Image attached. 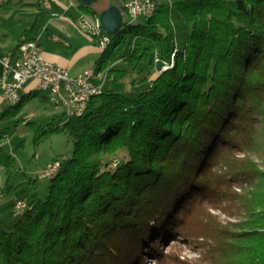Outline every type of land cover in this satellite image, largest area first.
Instances as JSON below:
<instances>
[{
    "label": "trees",
    "instance_id": "16d2710c",
    "mask_svg": "<svg viewBox=\"0 0 264 264\" xmlns=\"http://www.w3.org/2000/svg\"><path fill=\"white\" fill-rule=\"evenodd\" d=\"M152 1L153 14L138 24L127 20L125 0L109 1L124 21L115 34L102 30L109 42L94 70L118 80L126 70L114 64L124 61L155 76L134 80V97L104 89L81 115L36 128L35 142L64 132L74 151L54 159L60 169L48 193H34L12 229L0 219V264H163L157 247L177 236L208 242L204 264H264V170L249 155L264 125V0ZM75 2L98 18L94 5ZM37 6L13 55L39 39L49 15L68 12L54 0ZM6 134L0 167L10 177ZM223 197L245 214L238 222L220 226L207 214L206 235L184 227Z\"/></svg>",
    "mask_w": 264,
    "mask_h": 264
},
{
    "label": "rangeland",
    "instance_id": "374dc122",
    "mask_svg": "<svg viewBox=\"0 0 264 264\" xmlns=\"http://www.w3.org/2000/svg\"><path fill=\"white\" fill-rule=\"evenodd\" d=\"M60 1L64 5L69 6V14L65 15L63 21L71 23L69 33L73 37L74 41H72L74 45L70 47L63 41L50 40L46 33H43L38 41L42 44L43 49L47 45L57 47L60 53L66 55L67 59H72L76 56L77 67L87 66L89 70H94L102 55L103 48L101 49L98 40L92 34L85 32L78 26L76 21L80 19L82 13L78 9L75 0ZM109 1L111 0H98L93 5L99 11H102L108 7ZM125 1L127 2L128 0ZM48 20V24L51 23V28L55 30V25H57L55 23L60 20V15L59 17L49 15ZM127 20L138 24L144 23L146 17L141 15L133 19L129 16ZM60 23L62 24L61 21ZM73 32L77 33L78 37ZM89 43L94 50L90 48L88 50L84 49ZM143 66H145L144 70L138 71L139 65L136 68L130 62L121 61L115 63V69H124L126 73L118 80H114V76L107 79L105 89H111L108 87L112 85L113 89L125 92L130 98L134 97L131 93V89H134L131 87L132 82L143 77L153 78L156 74L155 69L146 65ZM145 86L147 85L140 86L138 89ZM43 107L47 108V117L41 109ZM52 108L51 101L40 102L39 99L33 97L23 104L17 114L0 116V132L6 131L8 135L7 138H4L6 149L15 157V169L12 171L10 177L7 175L6 170L0 167V218L9 229H12L14 222L19 217V212L14 210L16 201L22 199L25 202H29L34 193L39 194V196L46 195L51 184L50 178L43 177L48 163L54 159H61L66 155L69 156L74 151L75 144L72 137L64 132H53L49 136L35 142V137L39 132L36 128L39 125L45 126L52 122L54 119L53 112L57 115L63 113V110L60 108L54 110ZM33 113L37 114L38 117H34ZM249 155L264 170V125L259 126L258 141L251 149ZM113 165H115V161ZM233 189L234 192L239 193L241 191L236 186ZM223 198V202L216 204V207L211 206L212 204H207L204 207V211H201L199 214L194 211L187 219L186 226L184 227L193 231L194 234L205 233L206 235L209 231L204 215L207 214L212 215L214 223L216 224L217 222L220 226L227 227L231 223L238 222L245 214L235 210V206L233 208L232 203L226 197ZM175 238L169 237L165 239L161 247H157L158 250L161 249L163 252V264H180L177 261L178 258L182 262H185V264H204V262L200 261L203 258L204 249L208 245L207 240V244L205 245V241L203 242L202 238L199 240L193 238H189L190 240H188L182 236H177L179 238L177 240ZM200 242H203V244H200ZM146 262L147 264H154L155 261L151 257H148Z\"/></svg>",
    "mask_w": 264,
    "mask_h": 264
},
{
    "label": "built area",
    "instance_id": "2783aa9c",
    "mask_svg": "<svg viewBox=\"0 0 264 264\" xmlns=\"http://www.w3.org/2000/svg\"><path fill=\"white\" fill-rule=\"evenodd\" d=\"M152 0H129L127 9L129 16L133 19L141 15L146 16L147 9L152 7ZM78 26L87 33L97 36L98 43L103 44L108 41L107 36H102V29L97 20L82 14L78 20ZM0 64L4 65V76L0 80L3 87V97L6 101L22 90L23 85L30 79H37L38 85H44V92L51 95V98L61 99L60 109L63 110L64 117L69 113L84 111L87 107L86 93L89 89L104 88L107 79V71L101 76L89 75V70L77 76H71L66 68L48 62L43 54L42 47L38 41H28L20 45L16 55L7 53L0 56ZM102 80L98 83V80ZM55 108V109H59ZM58 160L48 163L43 177H47L53 172V168H59ZM26 207V203H18L14 210L19 212Z\"/></svg>",
    "mask_w": 264,
    "mask_h": 264
},
{
    "label": "crops",
    "instance_id": "0c3cea01",
    "mask_svg": "<svg viewBox=\"0 0 264 264\" xmlns=\"http://www.w3.org/2000/svg\"><path fill=\"white\" fill-rule=\"evenodd\" d=\"M39 0H0V56L12 53L14 49L19 45L22 37L23 31L32 27L36 16L38 14V3ZM60 7H62L67 13H52L51 15L59 17L60 20L56 22V29H52L50 24H48L47 19V28L43 33H46L50 40H58L60 42H65L67 45L72 47L74 45L73 37L70 35V24L68 21H63L65 15L69 14V6L64 5L60 0H54ZM129 1V0H128ZM127 1V2H128ZM73 3V2H72ZM71 4V3H70ZM69 4V5H70ZM50 15V16H51ZM77 19L76 22H78ZM62 22V24L60 23ZM54 22V21H53ZM61 24V25H60ZM76 24V23H75ZM76 26V25H75ZM74 33V32H73ZM75 36L78 37L77 33H74ZM40 35V36H41ZM39 36V37H40ZM39 40V39H38ZM37 40V41H38ZM73 40V41H72ZM97 40V39H96ZM39 42V41H38ZM40 43V42H39ZM42 54L44 58L57 66L66 68L71 76H77L83 73L86 70H89L87 66L77 67V57L74 56L72 59H67L66 55L60 53L57 47L53 45H47L46 48L43 49L42 44ZM57 48V50H56ZM93 49L91 44H87L84 49ZM102 49V48H101ZM18 50L15 52L17 54ZM13 54V53H12ZM4 76V65L0 64V80ZM109 79V78H108ZM107 81L104 82V89L106 87ZM38 80L30 79L28 80L21 90L22 97L28 94H34L36 91H40L41 93L34 98L39 99L40 102L50 101L49 95L47 92L38 90L37 88ZM108 88H113L110 85ZM12 105L8 104V102L3 97V87L0 85V116L3 115ZM52 109L54 110V106L52 105ZM44 112V115L47 117V108H41ZM34 117H38L37 114H32ZM43 115V114H42ZM53 116H57L54 114ZM5 138L8 137L6 134ZM1 198V197H0ZM1 219V218H0Z\"/></svg>",
    "mask_w": 264,
    "mask_h": 264
},
{
    "label": "bare ground",
    "instance_id": "6f19581e",
    "mask_svg": "<svg viewBox=\"0 0 264 264\" xmlns=\"http://www.w3.org/2000/svg\"><path fill=\"white\" fill-rule=\"evenodd\" d=\"M154 9H155V4L153 3L152 7H150L149 9H147L146 16H151L153 14V12H154ZM108 42H109V39H108V41H106V43L100 44V47L104 49L107 46ZM101 74H102V72H96L95 70H89V75L101 76ZM107 79H108V77H107ZM37 88H38V90L44 91V85H37ZM103 90H104V88H93V89H89L88 90V93H86V102H87V104H88V102H89V100L91 99L92 96L101 93ZM48 95H49V100L51 101V103L54 106V108H59V106H61V99L51 98V95L50 94H48ZM21 99H22V92L20 90L19 93H16L15 95H13L12 96V99H10L7 102H8V104H10V105L13 106V105H17L21 101ZM84 111L79 112V115H81ZM75 115H78V113H69V115L68 116H65L64 119H68L69 117L75 116ZM58 164H60L59 161H58ZM59 169H60V165H59V168H53V172L50 173V175L47 176V177L48 178L54 177L58 173ZM23 202H25V201L22 200V199L17 200L16 203H15V205H14V209L17 208L18 203H23ZM24 208H21L20 211H22Z\"/></svg>",
    "mask_w": 264,
    "mask_h": 264
},
{
    "label": "water",
    "instance_id": "95a60500",
    "mask_svg": "<svg viewBox=\"0 0 264 264\" xmlns=\"http://www.w3.org/2000/svg\"><path fill=\"white\" fill-rule=\"evenodd\" d=\"M85 6H92L98 0H79ZM124 21L123 14L117 5H110L102 10L97 18L99 27L108 34H115L119 31ZM165 69V68H164Z\"/></svg>",
    "mask_w": 264,
    "mask_h": 264
}]
</instances>
